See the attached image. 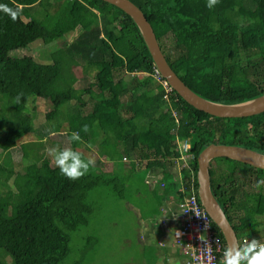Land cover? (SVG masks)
Returning a JSON list of instances; mask_svg holds the SVG:
<instances>
[{
	"label": "trees",
	"instance_id": "obj_1",
	"mask_svg": "<svg viewBox=\"0 0 264 264\" xmlns=\"http://www.w3.org/2000/svg\"><path fill=\"white\" fill-rule=\"evenodd\" d=\"M130 1L144 13L168 63L193 92L221 105L264 95V0H218L211 9L207 0ZM36 41L43 48L65 44L60 52L48 51L43 63L37 61L45 55L43 48L33 56L16 55ZM75 67L82 69L80 79ZM155 68L132 18L102 0L57 5L0 0V264H68L73 235L90 227L97 219L95 206L100 208L111 193L129 205L128 194L136 201L152 196L158 208L171 193L177 194L179 207L194 192L201 204L197 159L210 145L264 155V113L223 119L195 109L174 90L165 100ZM84 96L93 102L90 112H85ZM40 101L50 106L44 115L48 127L39 125L41 113L29 107ZM84 125L87 132L81 130ZM72 132L79 133V142L68 139ZM180 141H187L190 150L182 151ZM52 147L72 148L95 165L69 180L46 157ZM14 152L21 153L18 171ZM186 155L192 159L181 169L177 189L171 176ZM214 162L222 167L218 173ZM147 171L159 172V186L169 183V192L151 193ZM141 173L142 182L133 190L130 177ZM210 175L213 195L240 250L251 258L259 250L248 245L261 243L251 237L264 233L258 220L264 216V188L250 193L245 187L249 177L264 178V170L220 158L211 162ZM235 210L240 214L234 219ZM212 227L227 250L220 229ZM93 238L97 241L95 233ZM151 245L155 260L165 244ZM172 245L176 248L173 236Z\"/></svg>",
	"mask_w": 264,
	"mask_h": 264
},
{
	"label": "rangeland",
	"instance_id": "obj_2",
	"mask_svg": "<svg viewBox=\"0 0 264 264\" xmlns=\"http://www.w3.org/2000/svg\"><path fill=\"white\" fill-rule=\"evenodd\" d=\"M54 4H59L63 0H52ZM72 37H68V41H72ZM65 42H55L52 45H49L45 48L42 47L41 41H36L33 45H30L26 50L30 47L29 51L21 52L24 50H17V56H33L36 52V49H42L45 52V55L40 54L41 58H37L39 63L45 62L44 57L47 59L48 51H59L63 47ZM21 52V53H19ZM42 52V51H41ZM53 52V53H55ZM15 55V54H14ZM75 73L77 77H81L82 69L79 67H75ZM84 99H87V96H84ZM93 102L88 100V107L85 109V112H90L92 109ZM4 107V103L0 102V108ZM29 107L31 109H36L37 112L41 113V117L39 119L40 124H46L48 127V123L44 120V115L49 112L50 106L47 102L40 101L38 104L29 103ZM35 138V137H33ZM182 147L184 145L183 141H180ZM189 155V154H188ZM186 155V156H188ZM14 161L12 162L13 168L18 171L20 170L19 159H21V153L14 152L12 154ZM51 162L54 161L53 155L49 152L46 156ZM4 158V154L0 153V160ZM184 162H187L186 157L184 158ZM22 168V167H21ZM222 168L216 162L212 164V169L217 173L220 172L219 169ZM223 171V170H222ZM240 175L243 174L240 172ZM144 173L139 175L134 174L130 177L131 184L134 188H139L141 184ZM9 184L13 185V179L8 181ZM255 177H249L246 183L245 191L258 193L262 192V190H257L254 188ZM264 192V191H263ZM128 201H130L131 205L127 202L119 200V198L111 193L109 199L101 201L102 205L95 206V218L91 221L90 227H85L82 231H79L73 235V251L72 256L69 259L68 264H74V261H77V264H138L142 258V244L141 235L142 231L140 228V221L137 217L138 208L145 210L148 214H152V212L157 208L156 203L152 196L146 197V200H134L131 198L130 194ZM233 218L235 219L240 214L239 211H234ZM242 215V214H241ZM258 220L264 224V216L259 217ZM96 234V239L93 238V234ZM168 235H172V233H166V237ZM249 238V237H248ZM255 242H264V233H261L258 236L251 237ZM250 238V239H251ZM85 241L90 242V244ZM79 258V259H78Z\"/></svg>",
	"mask_w": 264,
	"mask_h": 264
},
{
	"label": "water",
	"instance_id": "obj_3",
	"mask_svg": "<svg viewBox=\"0 0 264 264\" xmlns=\"http://www.w3.org/2000/svg\"><path fill=\"white\" fill-rule=\"evenodd\" d=\"M130 16L138 26L154 65L169 86L190 106L210 116L231 119L248 118L264 113V95L252 101L237 105L212 103L193 92L177 75L168 63L159 45L153 27L144 13L130 0H102ZM227 158L257 169L264 170V155L256 151L225 145H210L198 156V196L213 223L220 229L227 244V250L240 251L237 234L225 212L213 195L210 164L215 159Z\"/></svg>",
	"mask_w": 264,
	"mask_h": 264
},
{
	"label": "built area",
	"instance_id": "obj_4",
	"mask_svg": "<svg viewBox=\"0 0 264 264\" xmlns=\"http://www.w3.org/2000/svg\"><path fill=\"white\" fill-rule=\"evenodd\" d=\"M154 76L157 82L163 84L165 100L169 101L173 89L156 68ZM189 150L190 145L186 141L182 151ZM178 212L176 219L180 226L174 232L173 241L176 248L186 258L185 264H223L227 250L224 249L223 241L216 236L212 227L213 221L202 204L198 202L194 192L179 204ZM261 246L264 244L256 245L254 250H260Z\"/></svg>",
	"mask_w": 264,
	"mask_h": 264
},
{
	"label": "crops",
	"instance_id": "obj_5",
	"mask_svg": "<svg viewBox=\"0 0 264 264\" xmlns=\"http://www.w3.org/2000/svg\"><path fill=\"white\" fill-rule=\"evenodd\" d=\"M192 159V156H187V162H183L178 164L177 168L173 169L172 183L176 182L175 188L179 189L178 184L181 181L180 171L182 168H188L189 161ZM162 175L158 172L153 173L152 171L146 172L145 179L151 180L148 188L152 193L154 189H157L158 194L163 195L164 192H169V183H161L164 186H159V181ZM159 180V181H158ZM159 186V187H158ZM173 188V186H171ZM183 190V188H182ZM177 194L171 193L163 198L160 201L158 208L155 209L154 214H148L146 211H140L138 208L137 217L140 221V228L142 231L141 235V244H142V258L138 264H185L186 258L180 253V251L173 247L172 245V236L173 232L179 228L180 223L176 219L177 214ZM162 213V216L159 214ZM157 214V215H156ZM154 218H158L157 221H153ZM153 221V222H152ZM159 221V223H158ZM158 223V224H157ZM166 233H172V235H168L166 237ZM159 242H163L165 246L160 247L158 245ZM154 243L159 246V250L157 252L156 262L152 263L155 256L153 255V251L150 252V246ZM263 243V242H261ZM154 247V246H153ZM145 253V255H143ZM154 260V261H155ZM225 264V262L223 263Z\"/></svg>",
	"mask_w": 264,
	"mask_h": 264
},
{
	"label": "clouds",
	"instance_id": "obj_6",
	"mask_svg": "<svg viewBox=\"0 0 264 264\" xmlns=\"http://www.w3.org/2000/svg\"><path fill=\"white\" fill-rule=\"evenodd\" d=\"M216 3H218V0H207L206 6L211 9ZM81 130L87 132L88 126L84 125ZM68 139L73 142H79L81 137L78 132H72ZM49 151L53 155L54 163L60 174L69 180H77L86 175L90 168L95 165L93 159L85 158L80 152L72 148L52 147ZM253 187L257 190L264 188V178L257 179ZM248 247L254 248L255 246L249 244ZM225 258V264H241L244 260H247V264H264V246H261L258 252H254L251 258L243 250H227Z\"/></svg>",
	"mask_w": 264,
	"mask_h": 264
}]
</instances>
